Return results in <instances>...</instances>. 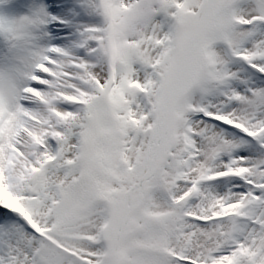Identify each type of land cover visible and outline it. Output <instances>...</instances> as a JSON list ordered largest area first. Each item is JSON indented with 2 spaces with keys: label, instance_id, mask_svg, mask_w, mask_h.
Masks as SVG:
<instances>
[{
  "label": "snow or ice",
  "instance_id": "1",
  "mask_svg": "<svg viewBox=\"0 0 264 264\" xmlns=\"http://www.w3.org/2000/svg\"><path fill=\"white\" fill-rule=\"evenodd\" d=\"M0 264H264V0H0Z\"/></svg>",
  "mask_w": 264,
  "mask_h": 264
}]
</instances>
